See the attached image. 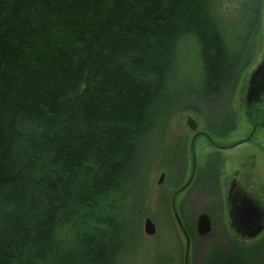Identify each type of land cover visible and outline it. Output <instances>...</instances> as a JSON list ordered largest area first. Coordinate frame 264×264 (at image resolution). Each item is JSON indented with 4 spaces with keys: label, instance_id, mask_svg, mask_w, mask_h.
<instances>
[{
    "label": "trees",
    "instance_id": "1",
    "mask_svg": "<svg viewBox=\"0 0 264 264\" xmlns=\"http://www.w3.org/2000/svg\"><path fill=\"white\" fill-rule=\"evenodd\" d=\"M223 1L0 0V264L118 263L117 196L177 98V46L198 49L205 95L234 74ZM237 1L250 32L261 0ZM260 243L200 264H264Z\"/></svg>",
    "mask_w": 264,
    "mask_h": 264
},
{
    "label": "rangeland",
    "instance_id": "2",
    "mask_svg": "<svg viewBox=\"0 0 264 264\" xmlns=\"http://www.w3.org/2000/svg\"><path fill=\"white\" fill-rule=\"evenodd\" d=\"M222 11L231 35L229 49L237 58L234 74L219 94L205 95L198 49L190 40L177 46L174 78L167 89L169 97L176 95L177 98L175 101L171 98V106L161 113L157 125L144 138L138 150L140 170L134 183L117 196L115 212L123 243L117 264H184L185 240L170 203L174 191L189 177V145L194 132L208 131L219 142H230L251 133L252 122L243 114L244 96L249 74L261 61L264 51V0L260 2L259 18L250 32L249 25L254 19L247 6L239 7L237 0H224ZM224 109L233 110L234 121L228 116L226 124L215 125L217 115ZM189 117L196 122L195 131L187 124ZM253 138L220 151L208 145L202 136L195 140V175L176 197L177 212L190 238L189 264H200L202 250L214 242L240 250L264 241V231L254 239L236 236L229 229L225 205L228 177L236 168L241 170L247 185L253 187L251 182L256 183V192L264 198V155L257 144L264 145V129H257ZM210 163L214 168L208 170ZM200 212H207L211 220L210 233L202 238L195 230ZM146 218L155 225L154 235L144 232Z\"/></svg>",
    "mask_w": 264,
    "mask_h": 264
},
{
    "label": "water",
    "instance_id": "3",
    "mask_svg": "<svg viewBox=\"0 0 264 264\" xmlns=\"http://www.w3.org/2000/svg\"><path fill=\"white\" fill-rule=\"evenodd\" d=\"M245 115L251 121L248 110L251 109L253 104L255 106L264 103V51L261 61L250 72L247 81V87L245 92ZM187 124L191 130L196 129V122L192 118L187 119ZM198 136V132L192 137L190 144L191 151V171L189 177L179 188H177L171 197V211L177 225L185 240V259L184 264H189L190 256V238L187 234L179 214L176 209V197L182 191H184L191 183L196 169V154H195V140ZM163 173L160 175L159 182L162 181ZM243 200L241 203L246 205L245 208L233 204L229 209L230 228L231 231L238 237L243 239H254L264 230V213L259 211L254 205L255 200L246 194H242ZM229 197V196H228ZM250 208L247 210V208ZM195 230L198 236L204 237L210 233L211 221L207 212H201L198 214L195 224ZM144 232L147 235H154L156 228L151 219L146 218L144 221Z\"/></svg>",
    "mask_w": 264,
    "mask_h": 264
},
{
    "label": "flooded vegetation",
    "instance_id": "4",
    "mask_svg": "<svg viewBox=\"0 0 264 264\" xmlns=\"http://www.w3.org/2000/svg\"><path fill=\"white\" fill-rule=\"evenodd\" d=\"M216 94H219V92L216 93ZM232 111L233 110H227V111H225V109L223 111H221V113L219 115H217V117H216V123H215V125L216 124L223 125L224 123L226 124V120H227V117L228 116H229V118H230L231 121H234L235 114ZM225 114H226V118H225ZM243 114L245 116V108L243 110ZM248 115H249V117L251 119V122H252L251 123L252 124L251 126L252 127H251V133L249 135H247V137L240 138V139H237V140H233V141H230V142H219V141L215 140L208 133V131H201V130L195 131L196 129H194L195 132H194L193 136L198 132L197 138L198 137H201V136L204 137L206 139L208 145L213 146L218 151H220V150H227V149H230V148H234V147H236V146H238L240 144L248 143V142L254 140L253 134H254V132L257 129H264V103L263 104H260V105H257V106H255L253 104V106L251 107V109L248 110ZM215 125H214V127H215ZM197 138H196V140H197ZM190 144H191V142H190ZM257 144H258V146H260V149H261V151H262V153L264 155V145L261 142H258ZM195 145H196V142H195ZM189 154H191L190 145H189ZM195 154H196V150H195ZM215 155L217 156L218 154H215ZM207 166H208V170L214 168V164H211V163L209 165H207ZM263 168H264V166H263ZM195 171H196V169H195ZM251 184H253V187L251 185H247L243 181V177H242V174H241V170L238 169V168H236L235 170H233L231 172V174L229 175V177H228L227 188H226V191H225L226 192L225 193V205H226V210H227V217H228V226H229V229H231L230 228L229 212H228L229 209H230V206L233 205V204H235L238 207H240V206L242 208H245L246 207V205H244L243 203H241L242 200H243L242 194L243 195L246 194L249 197L251 196L255 200V205L254 206L259 211H261L262 213H264V198H262V196L259 195L256 192V187H257L256 183L255 182H251ZM249 209L250 208L248 207L247 210H249Z\"/></svg>",
    "mask_w": 264,
    "mask_h": 264
}]
</instances>
